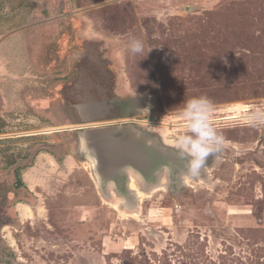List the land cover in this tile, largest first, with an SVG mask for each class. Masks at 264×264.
<instances>
[{
  "label": "rangeland",
  "instance_id": "obj_1",
  "mask_svg": "<svg viewBox=\"0 0 264 264\" xmlns=\"http://www.w3.org/2000/svg\"><path fill=\"white\" fill-rule=\"evenodd\" d=\"M197 96L225 144L192 177L166 123ZM93 100L112 107L82 121ZM262 102L264 0H0V264H264V126L232 110ZM95 125H131L173 168L99 185Z\"/></svg>",
  "mask_w": 264,
  "mask_h": 264
},
{
  "label": "water",
  "instance_id": "obj_2",
  "mask_svg": "<svg viewBox=\"0 0 264 264\" xmlns=\"http://www.w3.org/2000/svg\"><path fill=\"white\" fill-rule=\"evenodd\" d=\"M112 105L105 100L75 104L82 121L104 117ZM81 147L90 160L99 185L115 189L126 186L127 174L149 182L161 169L170 171L174 157L169 150L147 138L131 125H108L85 128L81 132Z\"/></svg>",
  "mask_w": 264,
  "mask_h": 264
},
{
  "label": "clouds",
  "instance_id": "obj_3",
  "mask_svg": "<svg viewBox=\"0 0 264 264\" xmlns=\"http://www.w3.org/2000/svg\"><path fill=\"white\" fill-rule=\"evenodd\" d=\"M133 54L142 53L144 44L133 38L128 44ZM214 103L206 96L191 97L177 106L173 117L183 129L174 141V148L181 159L186 160L187 174L198 177L207 166L210 157L219 159L223 151L225 138L215 127ZM242 119L250 127L264 126V102L247 106Z\"/></svg>",
  "mask_w": 264,
  "mask_h": 264
},
{
  "label": "bare ground",
  "instance_id": "obj_4",
  "mask_svg": "<svg viewBox=\"0 0 264 264\" xmlns=\"http://www.w3.org/2000/svg\"><path fill=\"white\" fill-rule=\"evenodd\" d=\"M247 107L245 106V105H242V106H235L234 107V109H232L233 111H238V112H240V111H243L244 109H246ZM157 123V122H156ZM161 125V124H160ZM166 126H167V128H171V127H176L177 126V124L176 123H173V119H169L168 121H167V123H166ZM166 134V133H165ZM166 137V136H165ZM165 137H163V139L165 138ZM132 180V179H131ZM131 185V184H130ZM135 186V185H134ZM133 187V186H132ZM26 211H28V210H26Z\"/></svg>",
  "mask_w": 264,
  "mask_h": 264
},
{
  "label": "trees",
  "instance_id": "obj_5",
  "mask_svg": "<svg viewBox=\"0 0 264 264\" xmlns=\"http://www.w3.org/2000/svg\"><path fill=\"white\" fill-rule=\"evenodd\" d=\"M22 185H23V183H22V180H21V178L19 176V169L17 168V169H15V183H14V186L16 188V187H20Z\"/></svg>",
  "mask_w": 264,
  "mask_h": 264
},
{
  "label": "flooded vegetation",
  "instance_id": "obj_6",
  "mask_svg": "<svg viewBox=\"0 0 264 264\" xmlns=\"http://www.w3.org/2000/svg\"><path fill=\"white\" fill-rule=\"evenodd\" d=\"M122 112L125 113L126 112V109H123L121 111V113H116L115 116H113L114 114L112 116L113 117L122 116ZM109 117H111V116H109ZM78 123H80V122H78ZM96 126H98V125H95V126H82L81 129H85V128H89V127H96ZM127 184H128V182H127Z\"/></svg>",
  "mask_w": 264,
  "mask_h": 264
}]
</instances>
